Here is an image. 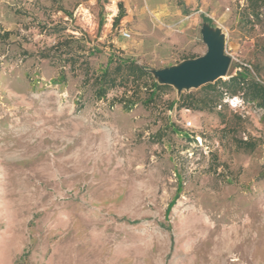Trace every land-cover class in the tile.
I'll return each mask as SVG.
<instances>
[{"label":"rangeland","instance_id":"obj_1","mask_svg":"<svg viewBox=\"0 0 264 264\" xmlns=\"http://www.w3.org/2000/svg\"><path fill=\"white\" fill-rule=\"evenodd\" d=\"M149 1L0 0V264H264L261 109L168 108L199 87L125 111L119 89L94 97L84 58L62 79L40 56L74 37L89 75L111 52L157 70L204 54L207 22L232 73L264 66L245 0H164L160 16Z\"/></svg>","mask_w":264,"mask_h":264},{"label":"trees","instance_id":"obj_2","mask_svg":"<svg viewBox=\"0 0 264 264\" xmlns=\"http://www.w3.org/2000/svg\"><path fill=\"white\" fill-rule=\"evenodd\" d=\"M124 16L125 9L120 2L114 22L118 24ZM240 18L251 27L264 26V0H245V6L240 10ZM75 40L74 37L70 39L57 38L45 52L40 53V56L61 63L59 64L61 67L68 65L72 72H74L76 59L84 58L82 60V66H85L84 76L92 85L96 99H104L109 91L119 89L121 93L115 97L113 102L119 104L123 110L129 111L139 102L145 106L152 104L161 94L172 89L170 85L157 83L152 74L145 70L146 67L136 60L116 55L115 52L109 53L104 67L89 75V61L84 57L83 48L79 47V51L75 52L71 47V44L76 42ZM61 47L65 49H62L63 53L60 54L58 51ZM259 50L264 54V45L259 46ZM94 51L95 49L89 50L88 55ZM193 57L195 56L183 59ZM250 66L251 68L241 66V70L232 73L233 67L230 65L226 79H218L213 83L201 86L199 88L202 91L200 95L182 92L178 100H173L168 104V108L171 109L176 105L177 108L214 111L218 105H227V102H224L225 99L239 97L244 103L261 109V119L264 122V66L260 63ZM59 76L62 79L66 78L63 67ZM141 94L145 96L142 98ZM255 145L249 140H237V146L245 151L254 150Z\"/></svg>","mask_w":264,"mask_h":264},{"label":"water","instance_id":"obj_3","mask_svg":"<svg viewBox=\"0 0 264 264\" xmlns=\"http://www.w3.org/2000/svg\"><path fill=\"white\" fill-rule=\"evenodd\" d=\"M202 41L206 46L204 54L183 59L181 62L161 69H149L159 84L170 85L179 93L182 90L197 89L218 79H226L230 66V57L224 52V35L212 28L207 22L202 24Z\"/></svg>","mask_w":264,"mask_h":264},{"label":"crops","instance_id":"obj_4","mask_svg":"<svg viewBox=\"0 0 264 264\" xmlns=\"http://www.w3.org/2000/svg\"><path fill=\"white\" fill-rule=\"evenodd\" d=\"M186 4L189 2V0H186L185 1ZM148 7H149V10L152 11L153 15H159L160 16V13L161 14H164V9H165V3H164V0H151L149 1V4H148ZM175 13H180L179 11L178 12H175Z\"/></svg>","mask_w":264,"mask_h":264},{"label":"built area","instance_id":"obj_5","mask_svg":"<svg viewBox=\"0 0 264 264\" xmlns=\"http://www.w3.org/2000/svg\"><path fill=\"white\" fill-rule=\"evenodd\" d=\"M122 35L128 37L129 34L126 31H122ZM186 112H189V109H185Z\"/></svg>","mask_w":264,"mask_h":264},{"label":"bare ground","instance_id":"obj_6","mask_svg":"<svg viewBox=\"0 0 264 264\" xmlns=\"http://www.w3.org/2000/svg\"><path fill=\"white\" fill-rule=\"evenodd\" d=\"M115 10V9H114ZM236 100V98L233 99V102Z\"/></svg>","mask_w":264,"mask_h":264},{"label":"snow or ice","instance_id":"obj_7","mask_svg":"<svg viewBox=\"0 0 264 264\" xmlns=\"http://www.w3.org/2000/svg\"><path fill=\"white\" fill-rule=\"evenodd\" d=\"M235 103V102H234Z\"/></svg>","mask_w":264,"mask_h":264}]
</instances>
